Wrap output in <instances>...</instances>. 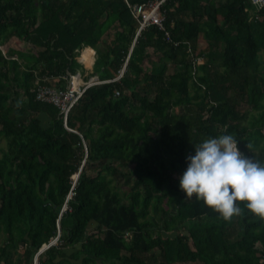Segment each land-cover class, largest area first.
I'll return each instance as SVG.
<instances>
[{
    "label": "trees",
    "instance_id": "16d2710c",
    "mask_svg": "<svg viewBox=\"0 0 264 264\" xmlns=\"http://www.w3.org/2000/svg\"><path fill=\"white\" fill-rule=\"evenodd\" d=\"M157 1L0 0V264H35L58 237L38 264H264V217L239 202L225 219L180 187L212 136L264 161V8L164 0L168 41L133 13ZM78 73L110 82L66 125L37 88Z\"/></svg>",
    "mask_w": 264,
    "mask_h": 264
},
{
    "label": "clouds",
    "instance_id": "9594fccd",
    "mask_svg": "<svg viewBox=\"0 0 264 264\" xmlns=\"http://www.w3.org/2000/svg\"><path fill=\"white\" fill-rule=\"evenodd\" d=\"M239 142L225 133L195 143L180 187L188 198L202 199L225 219L241 213L239 202L264 217V161L242 152Z\"/></svg>",
    "mask_w": 264,
    "mask_h": 264
},
{
    "label": "built area",
    "instance_id": "2783aa9c",
    "mask_svg": "<svg viewBox=\"0 0 264 264\" xmlns=\"http://www.w3.org/2000/svg\"><path fill=\"white\" fill-rule=\"evenodd\" d=\"M250 4L256 9L261 10L264 8V0H249ZM164 0L153 3H147L143 5H136L133 7L134 15L141 20V30L149 26H158L165 32L168 41L171 40L170 32L165 27V15L161 10ZM190 53L192 52L191 46H189ZM202 61L201 58H194L193 61V73H197L198 64ZM126 71V65L123 70L120 71L119 76L112 81H120ZM47 81V80H45ZM44 81V82H45ZM110 81L99 80L98 77H92L88 81L83 80L81 73L71 75L66 88L53 87L46 84H40L37 88L36 99L41 102L49 103L56 106L67 125L68 116L73 107L79 102L86 90L95 85H102L109 83ZM117 96H120V92H117ZM128 237V234H127ZM36 264V262H35Z\"/></svg>",
    "mask_w": 264,
    "mask_h": 264
},
{
    "label": "rangeland",
    "instance_id": "374dc122",
    "mask_svg": "<svg viewBox=\"0 0 264 264\" xmlns=\"http://www.w3.org/2000/svg\"><path fill=\"white\" fill-rule=\"evenodd\" d=\"M112 33H113V31H112ZM12 44L15 46V47H18V48H21V49H23V50H25V51H27V47L26 46H24L23 44L21 45L19 42H17V41H15V42H12ZM23 47H25V48H23ZM154 56V55H153ZM154 59L155 60H158V58H157V56H154ZM150 67H151V65H149L148 67H147V69L149 68L150 69ZM87 74V73H86ZM88 79H90V78H88ZM88 79H85V78H83V80H85V81H88ZM242 109H243V111H248V106H246L245 104H243L242 105ZM245 124H247V122L245 123ZM5 149H7V141L4 139V138H2L1 139V141H0V157L3 155V151L5 150ZM122 200L123 201H129L128 200V197L125 195H123L122 196ZM166 208H167V206H165ZM196 264H200V263H196Z\"/></svg>",
    "mask_w": 264,
    "mask_h": 264
},
{
    "label": "crops",
    "instance_id": "0c3cea01",
    "mask_svg": "<svg viewBox=\"0 0 264 264\" xmlns=\"http://www.w3.org/2000/svg\"><path fill=\"white\" fill-rule=\"evenodd\" d=\"M13 42H15V41H13ZM22 45V44H21ZM12 48H15V49H18V50H22V51H25V50H23V49H21V48H18V47H15L13 44H12ZM23 48H25V47H23ZM26 49V48H25ZM94 53L95 54H93V57H92V61H91V63H90V66H88L87 65V63H84V62H82V61H80L82 64H84V66H85V71H86V75H90V74H92L93 73V66H94V63H95V61H96V52H95V50H94ZM94 77H97V76H94Z\"/></svg>",
    "mask_w": 264,
    "mask_h": 264
},
{
    "label": "water",
    "instance_id": "95a60500",
    "mask_svg": "<svg viewBox=\"0 0 264 264\" xmlns=\"http://www.w3.org/2000/svg\"><path fill=\"white\" fill-rule=\"evenodd\" d=\"M58 239H59V237H58V238H57L52 244H50V245H46V246H44V247L41 249V251L39 252V254L36 256V264H38V257H39V255H40L42 252H44L46 249H48L50 246L56 244L57 241H58Z\"/></svg>",
    "mask_w": 264,
    "mask_h": 264
}]
</instances>
